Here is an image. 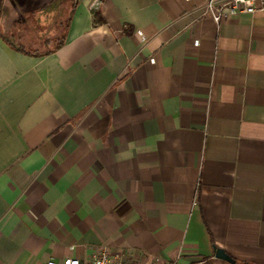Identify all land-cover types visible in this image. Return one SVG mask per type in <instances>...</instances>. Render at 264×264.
Segmentation results:
<instances>
[{"label":"crops","instance_id":"0c3cea01","mask_svg":"<svg viewBox=\"0 0 264 264\" xmlns=\"http://www.w3.org/2000/svg\"><path fill=\"white\" fill-rule=\"evenodd\" d=\"M100 249L264 264V10L0 0V264Z\"/></svg>","mask_w":264,"mask_h":264},{"label":"built area","instance_id":"2783aa9c","mask_svg":"<svg viewBox=\"0 0 264 264\" xmlns=\"http://www.w3.org/2000/svg\"><path fill=\"white\" fill-rule=\"evenodd\" d=\"M186 2L203 1L206 12L210 13L216 21L238 13H255L264 10V0H184ZM46 264H81L79 258L68 257L62 262L50 259ZM87 264H125L119 252L100 249L96 251L92 260ZM157 264H178L177 261H167Z\"/></svg>","mask_w":264,"mask_h":264},{"label":"water","instance_id":"95a60500","mask_svg":"<svg viewBox=\"0 0 264 264\" xmlns=\"http://www.w3.org/2000/svg\"><path fill=\"white\" fill-rule=\"evenodd\" d=\"M216 257L225 259L227 261H230L231 263L236 262L235 259L222 248H216Z\"/></svg>","mask_w":264,"mask_h":264},{"label":"trees","instance_id":"16d2710c","mask_svg":"<svg viewBox=\"0 0 264 264\" xmlns=\"http://www.w3.org/2000/svg\"><path fill=\"white\" fill-rule=\"evenodd\" d=\"M93 11L95 13V22L96 23H101L103 20H102V17L100 15L99 10L98 9H94ZM63 42H64L63 39L61 41H59L58 44H57V47L61 46L63 44ZM19 50H23L22 47H19Z\"/></svg>","mask_w":264,"mask_h":264},{"label":"rangeland","instance_id":"374dc122","mask_svg":"<svg viewBox=\"0 0 264 264\" xmlns=\"http://www.w3.org/2000/svg\"><path fill=\"white\" fill-rule=\"evenodd\" d=\"M59 40V39H58Z\"/></svg>","mask_w":264,"mask_h":264}]
</instances>
